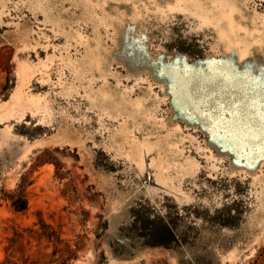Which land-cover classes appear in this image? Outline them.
<instances>
[{
    "label": "rangeland",
    "instance_id": "obj_1",
    "mask_svg": "<svg viewBox=\"0 0 264 264\" xmlns=\"http://www.w3.org/2000/svg\"><path fill=\"white\" fill-rule=\"evenodd\" d=\"M262 68L264 0H0V264H264Z\"/></svg>",
    "mask_w": 264,
    "mask_h": 264
},
{
    "label": "snow or ice",
    "instance_id": "obj_2",
    "mask_svg": "<svg viewBox=\"0 0 264 264\" xmlns=\"http://www.w3.org/2000/svg\"><path fill=\"white\" fill-rule=\"evenodd\" d=\"M261 72H264V68L260 69ZM241 73H243L244 76L248 77V78H252V69L250 66H246L245 68L241 69L240 72H234L233 73V77L234 78H239L241 76ZM223 75V74H221ZM225 79H231L232 77H227L225 76L224 77ZM204 77H200L194 84V91L195 90H199L200 89V81L203 80ZM214 79V77L212 76H209L207 78V82L208 83H211L212 80ZM237 86L239 87V90L240 91H244V88H243V84H242V81L237 79ZM260 95L262 96V98H264V76H261L260 78ZM199 91H195V96L198 97L199 96ZM189 100V102H193V103H197V104H203L204 101L203 100H200V99H193V97H188L187 98ZM234 103V102H233ZM242 108L244 109V115H245V118L247 120H250L251 118L247 116V113H246V105H243ZM261 117H260V132H261V136L262 138H264V104H262V109H261ZM217 115H219V113L217 112Z\"/></svg>",
    "mask_w": 264,
    "mask_h": 264
},
{
    "label": "trees",
    "instance_id": "obj_3",
    "mask_svg": "<svg viewBox=\"0 0 264 264\" xmlns=\"http://www.w3.org/2000/svg\"><path fill=\"white\" fill-rule=\"evenodd\" d=\"M8 198L11 200V205H12V207L14 209H16V210H23V209L26 208V201H25V199H24L23 194H22L21 191H17L15 193H13L12 195H9ZM160 230L163 231L161 234H164L166 236L168 234L171 235V232H170V230H169V228H168V226L166 224H163L161 226V229ZM163 241L164 240L161 239L158 242V244H163L164 243Z\"/></svg>",
    "mask_w": 264,
    "mask_h": 264
},
{
    "label": "bare ground",
    "instance_id": "obj_4",
    "mask_svg": "<svg viewBox=\"0 0 264 264\" xmlns=\"http://www.w3.org/2000/svg\"><path fill=\"white\" fill-rule=\"evenodd\" d=\"M157 61H158V60H157ZM157 64H158V63H157ZM171 83L173 84V85H172V84H171V85L169 84L171 90L173 89V87L177 88V82H176L175 79H174L173 82H171ZM172 91H173V90H172ZM182 93H183V92H182ZM173 95H174V92H173ZM185 95H186V94H185Z\"/></svg>",
    "mask_w": 264,
    "mask_h": 264
}]
</instances>
